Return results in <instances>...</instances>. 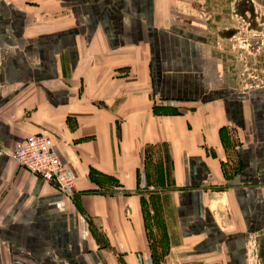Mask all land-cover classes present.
<instances>
[{
	"label": "crops",
	"instance_id": "crops-1",
	"mask_svg": "<svg viewBox=\"0 0 264 264\" xmlns=\"http://www.w3.org/2000/svg\"><path fill=\"white\" fill-rule=\"evenodd\" d=\"M205 1L0 0V264H264V83ZM41 132L74 198L9 155Z\"/></svg>",
	"mask_w": 264,
	"mask_h": 264
},
{
	"label": "rangeland",
	"instance_id": "rangeland-1",
	"mask_svg": "<svg viewBox=\"0 0 264 264\" xmlns=\"http://www.w3.org/2000/svg\"><path fill=\"white\" fill-rule=\"evenodd\" d=\"M236 1L238 0H206L205 2H201L199 7L193 8L185 5L182 8L173 9V12L178 17L190 19L187 20L189 23L194 22L201 29L209 26L215 33L218 29L225 27L232 29L233 35L242 30V39L240 37L234 38L229 41L227 46L232 52L229 64L231 77L237 83L240 82V85L252 83L256 78L264 83V25L262 26V34L257 32L256 36L255 32H250L252 29L250 21L244 20L241 17L237 11ZM254 1L257 11L264 17V0ZM248 15H250L249 9ZM203 17L209 18L208 24H206ZM191 19L197 20L191 21ZM261 20L257 23L264 24V19ZM235 36H240V34L237 33ZM258 37L262 38L260 40L261 43L258 42ZM244 38L249 42V45L245 46L248 48V51H241V54L239 53L238 55L237 48L239 45L244 47L242 43Z\"/></svg>",
	"mask_w": 264,
	"mask_h": 264
},
{
	"label": "built area",
	"instance_id": "built-area-1",
	"mask_svg": "<svg viewBox=\"0 0 264 264\" xmlns=\"http://www.w3.org/2000/svg\"><path fill=\"white\" fill-rule=\"evenodd\" d=\"M8 153L23 168L54 183L65 197L74 198V175L61 160L54 140L47 132L29 135L17 141Z\"/></svg>",
	"mask_w": 264,
	"mask_h": 264
},
{
	"label": "flooded vegetation",
	"instance_id": "flooded-vegetation-1",
	"mask_svg": "<svg viewBox=\"0 0 264 264\" xmlns=\"http://www.w3.org/2000/svg\"><path fill=\"white\" fill-rule=\"evenodd\" d=\"M236 4L238 9L237 11L240 13L243 19L250 21V25L255 24L257 22H255V19H264L263 15L259 14V12L257 11L254 0H238L236 1ZM247 8L250 11V15H248Z\"/></svg>",
	"mask_w": 264,
	"mask_h": 264
}]
</instances>
